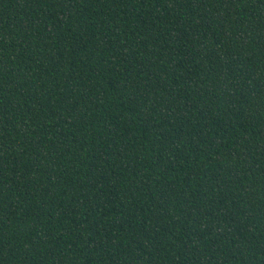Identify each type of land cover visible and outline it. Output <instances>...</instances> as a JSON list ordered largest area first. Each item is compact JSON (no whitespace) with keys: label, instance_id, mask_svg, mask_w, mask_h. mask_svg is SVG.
Wrapping results in <instances>:
<instances>
[{"label":"trees","instance_id":"obj_1","mask_svg":"<svg viewBox=\"0 0 264 264\" xmlns=\"http://www.w3.org/2000/svg\"><path fill=\"white\" fill-rule=\"evenodd\" d=\"M0 264H264V0H0Z\"/></svg>","mask_w":264,"mask_h":264}]
</instances>
